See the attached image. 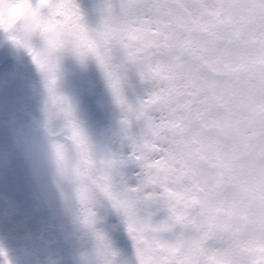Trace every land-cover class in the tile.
Masks as SVG:
<instances>
[{"label":"clouds","instance_id":"obj_1","mask_svg":"<svg viewBox=\"0 0 264 264\" xmlns=\"http://www.w3.org/2000/svg\"><path fill=\"white\" fill-rule=\"evenodd\" d=\"M0 264H264V0H0Z\"/></svg>","mask_w":264,"mask_h":264}]
</instances>
